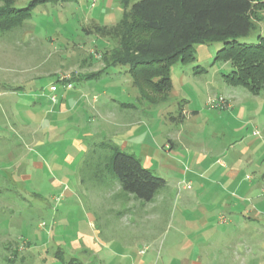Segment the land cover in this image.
Listing matches in <instances>:
<instances>
[{
  "label": "rangeland",
  "instance_id": "374dc122",
  "mask_svg": "<svg viewBox=\"0 0 264 264\" xmlns=\"http://www.w3.org/2000/svg\"><path fill=\"white\" fill-rule=\"evenodd\" d=\"M33 1L0 0V8L9 3L24 9ZM112 1L111 8L109 0L39 1L27 21L14 19V26L0 30V264H133V256L148 264H196V215L180 218L178 205L210 210L216 218L231 199L264 210V92L256 96L226 83L233 68L216 60L221 41L196 45L193 62L172 67L173 89L166 97L141 90L127 68H107L105 54L119 43L97 30L115 27L125 9L124 0ZM127 1L131 6L140 0ZM258 15L257 31L240 43L264 37V11ZM117 70L122 73L107 76ZM86 76L104 77L88 82L89 88L78 83ZM104 91L137 109L148 106L146 115L132 117L138 124L126 133L135 137L123 147L171 181L150 203L105 178L111 173L117 179L105 164L119 132L114 115L103 121L94 110L93 97ZM65 97L73 101L61 116L55 108ZM183 109L196 111V125L188 126L207 162L238 170L234 197L222 196L209 180L190 185L184 166L164 149L185 123L162 113L178 119ZM215 221L221 231L225 224Z\"/></svg>",
  "mask_w": 264,
  "mask_h": 264
},
{
  "label": "trees",
  "instance_id": "16d2710c",
  "mask_svg": "<svg viewBox=\"0 0 264 264\" xmlns=\"http://www.w3.org/2000/svg\"><path fill=\"white\" fill-rule=\"evenodd\" d=\"M39 1L52 0H34L24 9L6 3L0 8V30L14 26V19L19 24L27 21ZM123 2L125 9L117 25L97 30L119 43L105 54L108 69L127 68L138 88L166 97L173 89L172 67L180 61L193 62L196 45L221 41L224 46L216 60L233 68L224 76L226 83L256 96L264 92V37L259 36L257 44L238 41L257 31L264 0H140L131 6ZM109 162L122 190L141 201L152 202L167 187L164 179L117 146H111Z\"/></svg>",
  "mask_w": 264,
  "mask_h": 264
},
{
  "label": "crops",
  "instance_id": "0c3cea01",
  "mask_svg": "<svg viewBox=\"0 0 264 264\" xmlns=\"http://www.w3.org/2000/svg\"><path fill=\"white\" fill-rule=\"evenodd\" d=\"M108 3L111 8L113 1L109 0ZM93 22L103 26L102 23L96 19H93ZM117 71L118 72H115L114 74L109 71L106 73L107 76H115L118 75L117 73H122L121 70ZM103 77L104 76H94L89 78L86 76L85 79L80 77L78 83L85 82L86 84H83L86 86L88 85L87 87L90 88L91 84L88 82L99 81ZM129 85H131V82ZM118 98V95L109 96L107 92L104 91L103 95L101 94L93 97L95 104L94 110L97 113V116L103 121H105L106 115H114L115 123H113V126L119 133L115 135L114 141H111V143L114 146L119 147L122 151L128 153L125 151L127 150L126 147L123 146H127L135 136H129V133H126V130L136 127L138 123L135 122L132 117L135 113L143 111L146 115L145 111L148 106H145L143 110H140L137 109V106L131 103L122 102ZM125 99L126 96H123V99L121 100ZM128 99L132 98L130 97ZM136 100L139 101L138 98ZM72 101L73 100L70 99L67 100L66 97L62 98L60 104L56 106L55 110L61 116L67 114L69 109L71 110L69 103ZM98 104L100 106L102 105V110L99 108L100 106ZM109 104H112V106ZM149 110L151 113L152 108H149ZM162 114L167 115L166 119L171 118V122H176L178 124L185 123L184 126L179 127L178 130H176L177 132L175 131L176 134H170L167 137L168 143L165 145L164 149L171 158L180 162L184 166V171H182V173L190 179L189 184L196 186L197 183L202 187L204 185L202 181L209 180V183H212L213 185L215 184L219 189H223L225 193L222 196L227 197L228 194H232L234 197V194H237L234 191H240V186L233 188V185L238 178L236 177L239 173L238 170H235L234 167L230 168L228 164H225L220 160H217L214 164H210V161L207 162L206 155H203L202 151L196 149V130L191 131V129H193L192 127L196 125V111H186L183 109L182 116L178 117V119L170 117L171 113H169V111H166L165 113L163 111ZM191 123L192 127L190 128L189 126ZM186 125H189L188 128ZM128 154L134 155V153ZM149 160V163H151V159ZM105 165L106 167H110L111 164L108 161ZM216 166L218 168H216ZM144 167L151 170L150 165H144ZM99 176H101V174H99ZM105 178H112L116 183L117 190L123 191L121 184L117 179L113 178L111 173H108ZM165 181L167 182L168 187L171 184V181ZM199 196V192L197 193L195 191L192 194V199L197 200ZM248 199H250V197H247L246 200ZM233 202L234 201L231 199L229 203H226V210H223L224 213H220L217 217L221 223L225 224L221 231L216 228L214 222H216L215 220L217 218L216 216L213 217L211 215L212 213L210 210L202 209L199 213L198 211L190 212L178 205L179 209L177 208V211L180 214V218L186 217V214H190V216L196 215V226H199L196 231V245L198 250V253L196 254V264H264V210L258 209L254 204L249 207L246 205L240 206L239 203ZM225 214L229 216L228 219ZM258 250L260 251L258 252ZM132 262L133 264H148L144 259L139 258L138 256H133Z\"/></svg>",
  "mask_w": 264,
  "mask_h": 264
},
{
  "label": "built area",
  "instance_id": "2783aa9c",
  "mask_svg": "<svg viewBox=\"0 0 264 264\" xmlns=\"http://www.w3.org/2000/svg\"><path fill=\"white\" fill-rule=\"evenodd\" d=\"M66 87V89H72V84H67V83H65L64 84V88ZM56 89L57 88H55V87H52V90H54V91H56ZM188 188L190 189V186H188Z\"/></svg>",
  "mask_w": 264,
  "mask_h": 264
}]
</instances>
